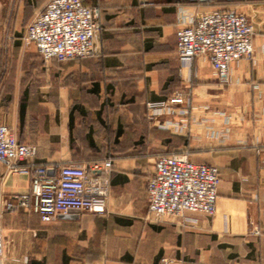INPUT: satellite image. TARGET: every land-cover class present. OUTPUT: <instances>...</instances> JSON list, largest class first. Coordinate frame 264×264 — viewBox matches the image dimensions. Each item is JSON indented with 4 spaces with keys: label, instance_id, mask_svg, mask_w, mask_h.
I'll return each instance as SVG.
<instances>
[{
    "label": "crops",
    "instance_id": "obj_1",
    "mask_svg": "<svg viewBox=\"0 0 264 264\" xmlns=\"http://www.w3.org/2000/svg\"><path fill=\"white\" fill-rule=\"evenodd\" d=\"M4 1L9 26L0 32L10 53L0 58V124L36 146L35 164L51 175L60 165L112 167L106 215L71 212L46 223L14 199L29 192L30 177L0 164V264H264V0H216L254 28L253 59L234 64L229 83L204 58L182 66L177 56L181 21L211 3L81 0L99 13L96 53L49 68L24 38L49 0ZM162 101L190 106L186 129L162 128L179 116L149 119L147 104ZM185 152L218 168L216 215H187L196 223L149 216L157 157Z\"/></svg>",
    "mask_w": 264,
    "mask_h": 264
},
{
    "label": "built area",
    "instance_id": "obj_2",
    "mask_svg": "<svg viewBox=\"0 0 264 264\" xmlns=\"http://www.w3.org/2000/svg\"><path fill=\"white\" fill-rule=\"evenodd\" d=\"M213 3L216 0H198ZM98 10L85 6L81 0H49L45 8L27 25L25 40L49 66L56 60L65 63L88 58L96 53L94 39L99 30ZM176 31L177 56L182 66L196 58H204L221 83L231 81L230 71L241 60L254 56V28L247 16L234 9L214 8L181 21ZM174 98L173 102H181ZM149 119L156 121L164 115L179 116L178 122H164L165 130L183 131L187 128L190 106L171 109L167 102L147 104ZM228 117L223 116L227 122ZM37 148L20 143L7 125L0 124V164L19 175L30 177V190L16 195L19 205L40 216L43 222L55 221L71 212L106 215L112 162L94 161L86 166L60 165L51 175L43 165L35 164ZM221 178L218 168L190 161L189 152L160 155L147 179L149 216L158 220L181 219L196 223L187 215L214 217ZM6 208L10 210L11 204ZM0 212V260L6 258L7 241Z\"/></svg>",
    "mask_w": 264,
    "mask_h": 264
},
{
    "label": "rangeland",
    "instance_id": "obj_3",
    "mask_svg": "<svg viewBox=\"0 0 264 264\" xmlns=\"http://www.w3.org/2000/svg\"><path fill=\"white\" fill-rule=\"evenodd\" d=\"M4 5H5V1L0 0V10L1 9L3 10V8H5ZM211 6H213L214 8L218 7V5H216V4H211ZM225 9H234V10L238 11V9L232 8V7H228ZM238 12H240V11H238ZM7 26H9L7 18L0 15V31L3 27H7ZM2 36H3V34L0 32V58H4V57L6 58L8 56V52L10 53V51L4 46L5 42H4ZM51 64L48 66L49 68H51ZM49 68H47V69H49ZM0 71L4 72L3 68L0 67Z\"/></svg>",
    "mask_w": 264,
    "mask_h": 264
},
{
    "label": "trees",
    "instance_id": "obj_4",
    "mask_svg": "<svg viewBox=\"0 0 264 264\" xmlns=\"http://www.w3.org/2000/svg\"><path fill=\"white\" fill-rule=\"evenodd\" d=\"M211 4H216V5H218V7H216V8H226L225 6H223L224 4H222V2L214 1V2L211 3ZM211 4H210V5H211Z\"/></svg>",
    "mask_w": 264,
    "mask_h": 264
}]
</instances>
